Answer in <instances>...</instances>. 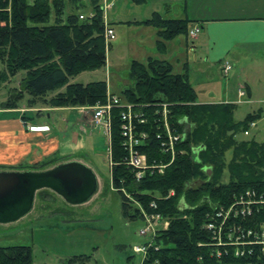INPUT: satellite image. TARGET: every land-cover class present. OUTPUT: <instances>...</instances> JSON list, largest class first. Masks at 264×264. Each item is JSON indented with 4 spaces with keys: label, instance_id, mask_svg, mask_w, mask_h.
Segmentation results:
<instances>
[{
    "label": "trees",
    "instance_id": "1",
    "mask_svg": "<svg viewBox=\"0 0 264 264\" xmlns=\"http://www.w3.org/2000/svg\"><path fill=\"white\" fill-rule=\"evenodd\" d=\"M73 1L76 8L69 12L65 0H0V61L6 67L0 72V84L25 73L15 98L4 104L5 109H18L24 93L32 97L31 102L46 101L48 94L62 89L47 100L49 106H96L107 100L106 82L70 83L71 78L82 73L106 67L111 47L105 40L102 0ZM130 1L138 6L146 3ZM83 14L87 18L81 20ZM194 23L154 13L146 21L127 24L156 29V46L163 54L168 42L179 36L188 38ZM129 71L134 85L118 97L145 115L146 123L138 125V131L148 137L140 151L146 155L148 165L157 168L136 179L135 171L126 164L121 111L115 109L111 182L122 196V211L127 218L142 219L145 211L169 223L167 229L157 232L143 264H264L260 246H252L251 253L246 250L243 256H237L235 246H219L208 228L210 223H220L222 219L217 214L227 212L247 192L255 193L257 199L264 198V143L238 140L258 116L249 114L237 122L233 104H200L188 73H175L167 61H133ZM164 105L170 131L181 137L173 152L164 145ZM162 166L165 168L159 173ZM207 169H211L210 174ZM253 209V216H230L226 224L262 230L264 205ZM89 262L90 256H74L66 264ZM0 264H34L33 250L30 246L0 247Z\"/></svg>",
    "mask_w": 264,
    "mask_h": 264
},
{
    "label": "crops",
    "instance_id": "2",
    "mask_svg": "<svg viewBox=\"0 0 264 264\" xmlns=\"http://www.w3.org/2000/svg\"><path fill=\"white\" fill-rule=\"evenodd\" d=\"M65 1L68 4V11H74L75 2L73 0ZM114 2L113 8L115 7ZM70 6L72 7L71 11L69 10ZM142 6L151 9V12L148 13L150 17L147 19H122L120 14L111 19L108 14V21L116 33L121 34L120 29H125L128 34L130 32L138 34V39L135 42L126 40L127 42L123 46L126 52H130L134 58L131 63L133 61L145 63L149 58L171 63L175 72L178 67L179 74L188 73L190 81L200 97V100L198 97L200 104H233L235 119L238 108L246 106L251 111L248 114L258 116L255 121L256 127L249 129V136L252 129H256L255 138L262 136L264 132V0H146ZM154 13H159L166 18L188 19L196 22L191 25L190 31L199 26L201 32L194 39L190 36L188 38L177 37L167 43V51L161 54L156 46L158 40L156 29L127 24L146 21ZM117 21L119 23H115ZM117 24L121 26L117 27ZM191 43H193L192 46ZM146 46L150 51H147ZM141 58H144V61ZM226 62L231 66L227 75L222 72ZM200 76L204 77L202 82L198 81ZM212 89L216 91H211ZM241 90L246 92L243 97L239 95ZM202 95H208L209 98L202 100ZM48 111L78 113L74 107H52ZM47 118V122L41 120L32 126L15 120H10L13 124L8 126L9 124H4L6 120L0 121L1 124L3 123L0 124V172L40 173L74 162L90 169L82 159L66 153L69 149L63 148L62 141H66L74 134L73 128L76 126H79L78 131L81 136L86 133L91 134L92 130H102L89 127L83 131L81 126L84 125H79L80 122L77 118L78 123L68 121L69 125L64 123V129L59 128L58 130L54 124L50 123L51 116L49 114H47ZM73 119L75 120V116ZM66 121L63 120V122ZM236 121L241 122L242 120ZM66 127L70 129L67 133L65 132ZM57 132H60V135ZM78 137L80 138L79 135ZM257 142L264 143L263 141ZM48 163L50 164L43 169H34L36 166ZM40 190L56 193L69 206H79L89 202L72 203L51 189ZM40 190L35 192L32 209L22 218L34 210ZM0 224H8V222H0Z\"/></svg>",
    "mask_w": 264,
    "mask_h": 264
},
{
    "label": "rangeland",
    "instance_id": "3",
    "mask_svg": "<svg viewBox=\"0 0 264 264\" xmlns=\"http://www.w3.org/2000/svg\"><path fill=\"white\" fill-rule=\"evenodd\" d=\"M115 2L113 10L108 12L111 19H114L117 14H120L122 19L129 20L134 18L143 20L150 17L148 13L151 12V9H147L145 6H137L130 0ZM71 8L70 6V11ZM120 26L117 24V27ZM120 30L121 34L116 33L117 40L110 43L111 49L107 52L108 64L106 67L95 72L82 73L80 76L71 78L70 83L88 84L103 81L108 84V93L116 96L133 87L134 84L129 77V65L134 58L130 52H126L123 46L127 41L135 42L138 39V34L134 32L128 34L125 29ZM192 45L193 43H191ZM146 49L150 51L147 46ZM141 60L144 61V58ZM5 70V65L0 61V72ZM178 71L177 67L176 72ZM24 76L25 73H19L16 77L8 79L7 82H1L0 121L6 120L4 124H9L8 126L13 124L10 120L32 126L41 120L47 122V114H49L51 116L50 123L54 124L58 130L59 128L64 129V123L69 125L68 121L74 123L76 118L80 122L79 125H84L81 126L82 130L89 127L93 129L92 113L77 111L81 114L79 115L76 112L48 111L52 107L47 104V100L57 93L63 92L64 89L48 94L45 97L46 101L36 99L31 102L32 97L28 93H24V98L19 102L18 109H5L4 104L15 98ZM203 80V76L198 78L200 82ZM211 91L216 90L212 89ZM208 98V95L201 96L202 100ZM82 107L94 106H76L74 108ZM249 112L251 111L246 106H240L236 111V120L243 121ZM73 116H75V120ZM76 123L78 122L76 121ZM78 129L79 126L74 127V134L66 141L61 140L63 148L69 149L66 153L82 159L94 172L98 182L97 192L89 202L79 206H69L56 193L40 190L34 210L28 216L15 222L0 224V247L30 246L33 250L34 264H66L74 256H90L89 264H143L144 255L135 252V248L143 247L149 243L152 236L151 234L141 235V231L146 227L143 219L132 220L123 214L122 196L113 188L111 182L112 166L109 159L108 139L102 131L92 130L91 134L86 133L87 135L81 136ZM69 130L67 128L65 132L67 133ZM58 134L60 135V132ZM256 134V129H252L250 136L240 135L238 140L264 142V132L258 138H255ZM228 158H230V154H228Z\"/></svg>",
    "mask_w": 264,
    "mask_h": 264
},
{
    "label": "built area",
    "instance_id": "4",
    "mask_svg": "<svg viewBox=\"0 0 264 264\" xmlns=\"http://www.w3.org/2000/svg\"><path fill=\"white\" fill-rule=\"evenodd\" d=\"M114 0H103L102 10L105 21V40L107 43H111L116 38V32L114 28L110 25L108 21V12L113 8ZM91 14L89 17H92ZM86 15H81L80 19H86ZM201 28L199 26L194 27L189 36L191 38H197ZM231 69V66L228 62L224 64L222 72L228 74ZM240 97L246 95L245 90L239 92ZM79 112H89L92 113V127L100 128L103 131V134L108 139V148H109V159L111 162V152H112V115L115 109H119L120 119H121V136L123 138V147L127 152L126 164L128 167L135 171L136 179L140 180L145 172L149 169H156L157 167L151 168L148 165V160L145 154L140 151V146L144 143V140L148 137L145 132L138 131V125H144L146 123L145 115L142 111L135 109L131 104L124 102L120 97L108 93L107 100L105 103L94 106V107H82L76 108ZM163 115H164V125H165V136L166 142L165 146H168L169 149L173 152L174 144L180 140L179 135H175L170 131L167 122V106H163ZM256 127L255 122L249 124V129ZM249 129L245 131L244 135L249 136ZM85 131V130H83ZM159 139L162 138L161 134L157 135ZM165 167H159V173L163 172ZM128 197V196H127ZM129 198V197H128ZM264 205V198L257 199L255 193L247 192L245 196H241L228 210L227 212H219L217 214L218 218H221L220 223H210L208 228L214 232L216 236L217 244L221 245H233L236 247V255L243 256L246 253V250H249V253L252 252V246H260L264 253V228L262 230L254 229H244L243 226L233 225L228 226L226 222H229L230 216L234 218H249L254 214V206ZM153 206V205H152ZM142 219L146 223V227L141 231L142 236H147L151 234L152 238L149 243L143 247H136L135 252L138 254H143L144 258L147 254L149 247L152 245L154 237L157 232L160 230H165L168 228L169 223L167 220H164L160 215L157 214H148L145 211H142ZM232 225V224H231ZM226 239V240H225ZM248 248V249H246Z\"/></svg>",
    "mask_w": 264,
    "mask_h": 264
},
{
    "label": "water",
    "instance_id": "5",
    "mask_svg": "<svg viewBox=\"0 0 264 264\" xmlns=\"http://www.w3.org/2000/svg\"><path fill=\"white\" fill-rule=\"evenodd\" d=\"M208 174L211 169H207ZM93 172L80 163H69L43 173L0 172V222H10L29 212L35 192L51 189L72 203H80L97 191Z\"/></svg>",
    "mask_w": 264,
    "mask_h": 264
}]
</instances>
